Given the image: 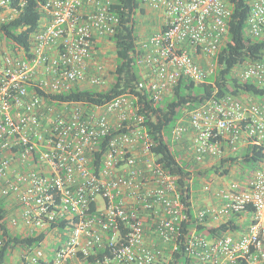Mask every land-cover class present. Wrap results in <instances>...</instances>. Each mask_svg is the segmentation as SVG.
Returning <instances> with one entry per match:
<instances>
[{"label":"built area","instance_id":"built-area-1","mask_svg":"<svg viewBox=\"0 0 264 264\" xmlns=\"http://www.w3.org/2000/svg\"><path fill=\"white\" fill-rule=\"evenodd\" d=\"M115 1L33 0L29 15L38 16L26 46L9 44L0 32L3 222L21 238L44 233L37 244L13 246L4 264H85L91 255L95 264H169L178 250L188 220L185 192L152 149L138 95L101 104L51 98L108 89ZM246 1L245 33L264 43V0ZM27 3L0 0V24L19 17ZM140 6L153 12L158 27L139 31L137 91L160 102L180 79L199 84L215 74L213 59L228 40L230 0ZM229 74L264 89V44L259 57L236 63ZM169 142L178 161L197 169L249 145L262 149L248 176L232 175L231 167L226 175L198 177L196 188L190 181L198 222L233 221L243 229L213 238L193 230L183 244L187 264H264V95L212 97L175 122ZM197 199L203 204L194 209Z\"/></svg>","mask_w":264,"mask_h":264},{"label":"trees","instance_id":"trees-1","mask_svg":"<svg viewBox=\"0 0 264 264\" xmlns=\"http://www.w3.org/2000/svg\"><path fill=\"white\" fill-rule=\"evenodd\" d=\"M141 0H116L112 5L113 11L118 17V25L115 33L110 37L112 42L113 68L111 70L112 81L108 89L104 92L94 90H73L69 93H61L51 98L56 100H84L89 103L101 104L105 101L123 93H136L138 100L136 104L139 113L144 115V124L153 140V151L158 155L164 168L173 175L178 176V186L183 193V198L187 207L188 220L183 224L180 234V244L178 250L172 255L169 264H187L189 259L184 250V240L194 230L203 234L206 238H213L224 235L231 231H240L243 226L229 221L220 225H208L198 222L194 216L191 199V190L198 186V177L210 174L226 175L231 167H236L237 174L243 178L253 172L263 154L262 149L255 145L239 150L236 155L229 159H224L219 165L212 168L197 169L189 162L178 161L175 152L169 142V132L175 122L189 111L201 106L212 97H220L231 94L240 96L249 94L255 97L264 95V89L251 82H238L230 77L229 70L236 63L244 60H252L259 57L263 42L248 37L245 33L246 20L249 13V5L246 0H230L231 15L228 22V40L214 57L217 63L215 74L210 76L206 82L195 84L191 81L180 79L173 87L170 95L160 102H153L145 89H136L139 80L137 71V41L139 31L137 27V16L146 14L140 6ZM33 0H28L27 7L23 13L15 20L0 24V32L9 44L27 45L26 35L28 29H32L38 14L32 9ZM28 25L26 30L20 31L22 25ZM227 167H223L225 163ZM193 167V171L190 168ZM195 180L192 184L190 181ZM4 203L0 198V228L2 229L3 242L0 246V264H4L9 256L10 249L17 244L28 245L37 244L43 238V234L35 237L21 238L16 233L7 229L3 222ZM246 223V222H245ZM85 264H95V256L91 255L83 259Z\"/></svg>","mask_w":264,"mask_h":264},{"label":"rangeland","instance_id":"rangeland-1","mask_svg":"<svg viewBox=\"0 0 264 264\" xmlns=\"http://www.w3.org/2000/svg\"><path fill=\"white\" fill-rule=\"evenodd\" d=\"M149 12L150 11H147V14H149ZM150 14L153 15V12L151 11ZM137 18L139 19V16H137ZM138 23H137L138 31H140L141 33H149L151 30L156 29L158 27V23L153 22V21L152 23H150V25L149 24L146 25L145 23H139V24ZM107 55L109 56V59H108L109 68L112 69L113 68V53H112V49L109 47L107 49ZM231 174L232 175L236 174V176H238L236 167H232ZM198 204H201L200 201H198ZM48 244L49 246L50 244L51 245L53 244L51 243V239H48ZM8 261H9V257L7 258L6 262Z\"/></svg>","mask_w":264,"mask_h":264},{"label":"crops","instance_id":"crops-1","mask_svg":"<svg viewBox=\"0 0 264 264\" xmlns=\"http://www.w3.org/2000/svg\"><path fill=\"white\" fill-rule=\"evenodd\" d=\"M145 10V9H144ZM139 16V19L137 18V20H138V22L139 23H145L146 25L147 24H149L150 25V23H152V21L153 22H156L155 20H156V16L153 14H150V12H149V14H139L138 15ZM153 18V19H152ZM137 22V23H138ZM138 23V24H139ZM200 203H202L203 204V202L202 201H200ZM200 204H198V199L196 200V202L193 204V206H194V209L196 208V207H198Z\"/></svg>","mask_w":264,"mask_h":264}]
</instances>
